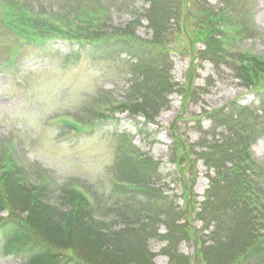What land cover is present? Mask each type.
I'll return each instance as SVG.
<instances>
[{"label": "trees", "instance_id": "1", "mask_svg": "<svg viewBox=\"0 0 264 264\" xmlns=\"http://www.w3.org/2000/svg\"><path fill=\"white\" fill-rule=\"evenodd\" d=\"M193 2L200 4L196 35L205 47L199 54L207 56L198 59L228 65L240 80H255L264 73V56L241 46L243 40L257 36L252 14L246 12L243 27L236 28L232 0H220L226 4L222 11L207 1L204 6ZM187 5V0H133L128 10H118L119 18L123 12L131 15L123 27L114 23L111 14L109 19L95 12L90 19L70 14V24L79 23L74 33L87 30L85 36L65 38L71 42L75 61L82 52L103 60L120 55L135 60L136 80L125 102L112 108L127 109L140 134L159 126L157 118L177 92L171 74L177 39L185 34L183 23L191 12ZM26 14L11 16L16 19L7 26L28 36L29 43L37 44L28 28L34 31L36 24L56 28L46 13V19ZM144 21L150 40L137 34ZM112 23L109 33L104 27ZM54 39L36 47L49 50ZM256 85L251 102L233 101L204 111L210 127L204 130L197 122L195 134L200 137L193 142L178 133L175 123L168 166L139 151L126 133L120 134L112 191L116 202L109 216L97 213V206L75 189L64 188L53 198L55 192L48 183H33L25 169L6 158L8 163L0 169V213L9 215L0 217L1 248L16 255L15 264H157L151 243L158 240L166 243L160 254L169 264H264V168L253 151L264 135V90ZM141 115L144 121L137 122ZM102 116L106 115L94 114V118ZM199 164L210 180L201 201L194 192ZM177 183L182 186L183 207L179 196L171 193ZM193 221L201 224L200 229L192 227ZM183 243L197 245L193 257L183 253Z\"/></svg>", "mask_w": 264, "mask_h": 264}, {"label": "rangeland", "instance_id": "2", "mask_svg": "<svg viewBox=\"0 0 264 264\" xmlns=\"http://www.w3.org/2000/svg\"><path fill=\"white\" fill-rule=\"evenodd\" d=\"M187 1L191 12L183 23L185 34L177 39L171 74L177 92L170 95L169 108L157 118L159 126H151L148 134H140L127 109L112 108L115 103L125 102L136 80L133 74L135 60L126 55L114 60H100L81 51L79 61H74L70 52L71 42L65 39L85 36L87 32L80 30L74 33L79 23L70 24L69 21H73L70 14H80L85 19H90L93 12L106 19L111 14L116 19L114 23H122L119 27H123L131 20V15L123 12L119 18L118 10L122 7L128 10L133 0H0V169L8 163L4 150L15 159L22 156L30 166L33 183H49L55 192L53 198L60 189L76 188L97 206V213L109 216L111 213L108 210L116 202L112 191L114 165L122 140L120 134L126 133L128 140L139 151L168 166L173 141L171 131L175 123L178 133L187 142H193L200 137L195 134L197 122L204 130L210 127V122L203 116L204 111L218 110L233 101L251 102L255 98L252 86L256 82V86L264 90V73H260L261 76L255 80H240L228 65L198 60V57H207L204 53L199 54L205 51V47L196 35L200 4H194V0ZM197 1L203 6L207 1L217 11L226 9V4L220 0ZM232 3L230 9L235 12L236 28L243 27L246 12L251 11L255 15L251 26L260 29L257 32L259 35L253 40L245 39L241 46L244 50L260 54L264 50V0H232ZM13 7H21L22 10L16 13ZM22 12L30 18L46 13L47 20L56 26L49 28L36 24L34 31L27 29L32 38H37V45L56 36L49 50L36 49L35 43H29L27 38H20L8 28L7 24L16 19L11 16ZM227 13L230 16V10ZM37 18L46 19L47 16ZM114 23L104 29L112 33ZM145 27L146 21L143 27L138 28L137 34L150 40L151 32ZM12 61H16L15 66ZM126 103L129 104L130 99ZM94 112L95 115L106 116L98 121L89 117ZM88 118L91 125L98 124L88 131H85V126L80 131L74 130L60 121L82 126ZM137 119L143 122L144 116ZM155 132L157 135H154ZM253 150L264 168V135ZM197 169L199 175L194 192L201 201L210 180L201 164ZM171 193L179 196L180 206L183 207L182 186L178 183L173 185ZM17 211L21 212L22 208L18 206ZM8 215V211L0 213V217ZM200 226L193 221V228L200 229ZM164 245V242L154 240L151 248L158 255ZM180 248L193 257L197 245L183 243ZM15 256L0 245V264H15ZM155 261L157 264H168L167 258L162 255H158Z\"/></svg>", "mask_w": 264, "mask_h": 264}]
</instances>
